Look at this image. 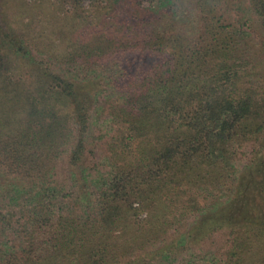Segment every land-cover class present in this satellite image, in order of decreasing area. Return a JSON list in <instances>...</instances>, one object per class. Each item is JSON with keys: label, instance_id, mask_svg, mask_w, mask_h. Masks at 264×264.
<instances>
[{"label": "trees", "instance_id": "obj_1", "mask_svg": "<svg viewBox=\"0 0 264 264\" xmlns=\"http://www.w3.org/2000/svg\"><path fill=\"white\" fill-rule=\"evenodd\" d=\"M93 113L106 169L88 182ZM247 141L261 180L213 264H264L246 256L264 241V0H0V201L17 207L0 264L175 260L187 220L235 189L216 144Z\"/></svg>", "mask_w": 264, "mask_h": 264}, {"label": "rangeland", "instance_id": "obj_2", "mask_svg": "<svg viewBox=\"0 0 264 264\" xmlns=\"http://www.w3.org/2000/svg\"><path fill=\"white\" fill-rule=\"evenodd\" d=\"M246 6L247 3L243 6L245 13L246 11L248 12ZM143 60V65L152 62V58L149 56H144ZM101 94L102 93H100V96L97 98L98 104L97 106L95 105V109H98V105L104 106L105 95L104 93ZM97 113L92 114V119L90 121L91 128L87 137L88 146L93 150V155L89 157L86 169L89 174L87 177L88 182L93 178H96L99 173H102L106 169L103 160L105 150L101 143L103 139L101 136L104 135L108 116H99ZM216 148L233 166L232 181L234 182L233 188L235 187V189H233L232 194L227 192V194L221 196L219 204L212 211L195 215V217L192 216L187 220L190 225L193 224L192 233L187 244L188 248L179 252L175 260L165 261L163 264H179L187 259L205 264H213V262L220 263L222 260V250L225 246L228 247L229 244L227 242L228 229L230 225H233L234 223V217L239 205V202L237 201L239 194L237 192L247 186L248 183H256L261 180V176L256 174L257 172L249 173L246 168L255 156L256 147L253 141L244 142L241 146H235L231 142L217 143ZM58 172L59 178L62 179L66 173L63 163H61ZM8 206H11L10 202L7 203L0 201L1 211L10 210ZM11 208H13V210L11 209V212L17 210V207L15 206H11ZM21 223L22 220H17L16 216H14V220L11 223L12 228L10 231H7L6 239L10 237L14 238V241H17L22 228ZM0 239L2 243L7 241L1 237ZM259 244L260 247L255 244V248H250L246 252L248 259L257 256L259 257V255L264 252V241ZM7 245H9V243ZM175 250H177V248H175ZM62 262L66 261L62 260L56 264H62Z\"/></svg>", "mask_w": 264, "mask_h": 264}]
</instances>
